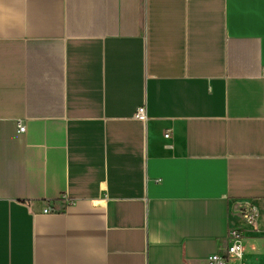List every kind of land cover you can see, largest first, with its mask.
Returning <instances> with one entry per match:
<instances>
[{
    "label": "crops",
    "instance_id": "obj_1",
    "mask_svg": "<svg viewBox=\"0 0 264 264\" xmlns=\"http://www.w3.org/2000/svg\"><path fill=\"white\" fill-rule=\"evenodd\" d=\"M236 230L264 264V0H0V264H209Z\"/></svg>",
    "mask_w": 264,
    "mask_h": 264
},
{
    "label": "built area",
    "instance_id": "obj_2",
    "mask_svg": "<svg viewBox=\"0 0 264 264\" xmlns=\"http://www.w3.org/2000/svg\"><path fill=\"white\" fill-rule=\"evenodd\" d=\"M147 111L145 106H141L136 111L134 118L137 120L145 121L147 119ZM19 131L24 132L25 127L19 124ZM57 210L53 207H47L43 210L44 214L56 213ZM246 219L253 223L256 219V212L250 208L245 214ZM243 233L239 230L232 232L231 238L234 242L228 246L227 251L224 255L214 254L208 258L209 264H227L232 259H241L244 253V246L241 243L243 239Z\"/></svg>",
    "mask_w": 264,
    "mask_h": 264
}]
</instances>
